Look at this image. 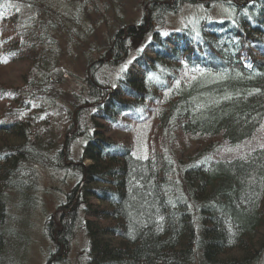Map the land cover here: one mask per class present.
Segmentation results:
<instances>
[{
	"label": "trees",
	"instance_id": "obj_1",
	"mask_svg": "<svg viewBox=\"0 0 264 264\" xmlns=\"http://www.w3.org/2000/svg\"><path fill=\"white\" fill-rule=\"evenodd\" d=\"M197 1L206 18L155 34L165 14ZM147 3L138 23L110 36L104 61L89 62L70 106L48 60L59 13L46 0H0V67H28L20 86L0 84V264L17 237L9 197L35 206L44 174L75 183L45 222L55 252L45 264L60 263L78 233L85 264H264V141L245 147L264 123V0ZM239 32L254 45L242 49ZM131 39L142 48L110 81L105 70L124 62ZM149 117L157 124L143 141L135 123ZM179 133L204 146L178 159ZM79 140L75 160L68 144Z\"/></svg>",
	"mask_w": 264,
	"mask_h": 264
},
{
	"label": "rangeland",
	"instance_id": "obj_2",
	"mask_svg": "<svg viewBox=\"0 0 264 264\" xmlns=\"http://www.w3.org/2000/svg\"><path fill=\"white\" fill-rule=\"evenodd\" d=\"M149 1L151 0H46V3L57 10L60 15L57 25L58 29L55 32L53 30L49 31L50 39H53V42L50 47H47V51L48 57H50L48 60L52 61L57 67L59 75H56V79H60V82L56 88L60 86L61 96L66 104L71 106L74 103L73 93L75 94V92L79 91V84L84 78L85 69L89 62L104 61L105 58L101 57V55L111 43L110 36L120 26L138 23L147 12V2ZM163 1L170 2L172 0ZM168 6L170 7V5ZM179 8V13L175 12L174 16L165 14L164 22L162 24L158 23V26L155 25L153 29L155 34L159 30L165 32L169 29L188 27L194 17L205 13V7L201 5L189 7L188 4H182ZM218 8L219 6H212L209 9L213 12H217V10L221 12V8ZM142 41L143 39L129 40L128 44H126L127 52L124 62L122 60V63L118 62L105 70L110 81L120 75L123 68L129 66V62L134 58L136 50L142 48ZM103 56L106 57V54L104 53ZM27 68L26 64L1 66L0 84L4 88L20 86L21 81L17 77L18 73L21 71L27 73ZM47 70L49 71V69ZM43 72L45 73L46 69ZM1 103L4 104V107H7L5 101ZM156 123L157 121L151 118L143 125L141 130L143 141L147 138L149 126L154 127ZM135 124L137 126L136 129L139 128V124ZM139 135L135 131L130 135L131 140L129 141H131L134 150L139 147ZM252 138L245 147L257 145L264 141V123L258 128ZM202 139L201 137L192 138V136L179 133L172 140V149L177 158L183 160L196 149L204 146ZM73 145L75 148L73 156L75 158L78 151V143ZM224 152H227L229 156L234 154L233 150L227 148H224ZM57 178L55 180L51 179L46 174L42 176L40 188L35 193V200L38 202L40 200L41 203L40 209H38L39 206L37 204H34L35 206L27 208L26 211L21 210L18 207L17 198L12 194L10 195L8 211L10 214L17 215V218L19 217V224L22 227L18 225L13 227L15 233L17 232V237L9 239L7 243L5 263L45 264L44 262H46L49 254L53 253L52 243L43 236L45 219L48 214L52 215L57 210L58 205L65 199V195L70 193L75 185L68 178L61 176H57ZM11 216L8 221L10 225L11 222L14 223V219ZM83 239L81 233L74 235L72 240L69 241L68 250L63 253V260L58 264H85L84 260L86 257L83 251L85 240Z\"/></svg>",
	"mask_w": 264,
	"mask_h": 264
},
{
	"label": "bare ground",
	"instance_id": "obj_3",
	"mask_svg": "<svg viewBox=\"0 0 264 264\" xmlns=\"http://www.w3.org/2000/svg\"><path fill=\"white\" fill-rule=\"evenodd\" d=\"M212 1V0H211ZM214 1V0H213ZM200 1H197L196 3H194V4H191V5H189V7H195V6H199V5H201V4H198ZM211 5L213 6V7H215V6H217L215 3H211ZM177 9V10H176ZM175 9V11L174 12H172L171 13V15L170 16H174V14H175V12H178L179 13V10H180V8L178 7V8H176ZM179 9V10H178ZM207 14H209V11H207V10H205V13L203 14V15H197L199 18H201V19H203L202 17H207ZM196 16V17H197ZM194 19H195V17H194ZM194 21V20H193ZM193 21H192V23H193ZM191 23V24H192ZM156 26H158V25H156ZM192 28V27H191ZM170 30H173V29H169V30H167V32H169ZM175 30V29H174ZM160 31H162V30H159L158 32H160ZM240 33H242V32H239V33H237L238 35L237 36H233V37H238V38H240V40H239V43L243 46V48L242 49H244L247 45H249V46H252V45H254V41L252 40V41H249L248 40V38H249V36L247 35V34H242L241 36H239V34ZM160 35H162V36H164L163 34H160ZM215 35H218V37L219 38H225V37H223L224 35L222 34V33H215ZM237 39V38H236ZM237 41H238V39H237ZM227 45H229V49H230V52L231 53H233L235 56H237L239 59H241L242 58V54H243V52L241 51V49H236V48H233L232 47V45H234V42H233V40H229V41H227ZM124 69L125 68H123L122 69V71H121V74L120 75H118L116 78H121V77H123V72H124ZM151 118H153V117H149V119H151ZM147 122V121H146ZM146 122H141V124H139L138 126H139V128L140 127H143V125L146 123ZM157 124V123H156ZM139 128H137L136 130H138ZM136 132V131H135ZM132 134V133H131ZM138 134V133H137ZM143 134V133H142ZM160 134V133H159ZM78 143V145H77V149H78V151H77V153H76V157L74 158V156H73V150L75 149L74 148V145L73 144H75V142H72V143H70L69 142V144H68V149H69V151L71 150V153H72V157H73V159H75V160H80V158H82V154H83V147H84V144H83V142H82V140H79L78 142H76V144ZM68 151V152H69ZM92 162H91V160H89V159H87V158H85V159H82V164L84 165V166H87L88 164H91ZM66 196V195H65ZM37 199V198H36ZM35 200V199H34ZM35 204H37V206H39V208L38 209H40V205H41V203H40V200H39V202L37 201V200H35ZM20 209L21 210H27V208L25 209L24 207H20ZM37 209V210H38ZM56 212H57V210L54 212V213H52V215H47V218L45 219V222H49V219H52V218H54L55 217V215H56ZM13 214V213H12ZM12 214H10V212H8V218H7V222L9 221V219H10V216L12 215ZM11 218L12 219H14V223H12L11 222V225H10V223H9V226H11V227H14L15 225H18L19 227H22L20 224H19V217L17 218V215H15V214H13V216H11ZM55 219V218H54ZM43 236H45L46 238H48V236H47V232L46 231H44L43 230ZM53 245V244H52ZM53 248H54V246H53ZM53 253H55L54 251H53Z\"/></svg>",
	"mask_w": 264,
	"mask_h": 264
}]
</instances>
